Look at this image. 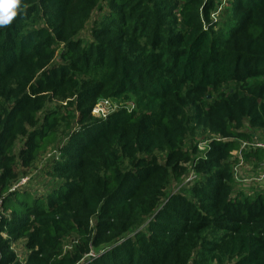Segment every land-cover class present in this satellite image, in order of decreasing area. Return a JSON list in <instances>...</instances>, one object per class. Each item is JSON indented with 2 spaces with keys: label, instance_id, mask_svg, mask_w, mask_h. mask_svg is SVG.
<instances>
[{
  "label": "trees",
  "instance_id": "obj_1",
  "mask_svg": "<svg viewBox=\"0 0 264 264\" xmlns=\"http://www.w3.org/2000/svg\"><path fill=\"white\" fill-rule=\"evenodd\" d=\"M22 4L0 27V264H264V188L233 159L264 140V0ZM52 151L53 187H16Z\"/></svg>",
  "mask_w": 264,
  "mask_h": 264
},
{
  "label": "rangeland",
  "instance_id": "obj_2",
  "mask_svg": "<svg viewBox=\"0 0 264 264\" xmlns=\"http://www.w3.org/2000/svg\"><path fill=\"white\" fill-rule=\"evenodd\" d=\"M119 105L118 101H113V105L111 104L112 107ZM111 113H113L111 110H109ZM110 113V114H111ZM253 138L256 140H263L259 134H254ZM53 152H49L48 154L42 156L36 165L31 167L28 171H26V174L24 175L25 177L23 179L26 180L24 186L30 187L32 190H37L40 194H42L45 189H48L50 187H53L52 184V179L48 174L47 170L45 171L44 167L46 164L49 162L51 159V155ZM249 168H244L243 171H241V179L244 178L247 181H242L239 183L240 187L248 190V189H254L255 187L264 186V183H261L260 185L254 181V178H257L264 174V168L260 166H253L248 164ZM252 169V170H251ZM21 182V181H20ZM15 251L18 254L19 258L23 259L25 257V249L22 244V242L17 243L15 246Z\"/></svg>",
  "mask_w": 264,
  "mask_h": 264
},
{
  "label": "built area",
  "instance_id": "obj_3",
  "mask_svg": "<svg viewBox=\"0 0 264 264\" xmlns=\"http://www.w3.org/2000/svg\"><path fill=\"white\" fill-rule=\"evenodd\" d=\"M111 104L113 105V101H110V100L99 101L93 109V112H92L93 117L99 118V119H106L111 113L109 110L114 112L120 106L126 107L129 111H132L135 108V105L133 103L119 104V105H116L114 107H112ZM256 149L264 150V140H256L255 138H253L252 142H242L241 143V151H236L233 153V159L236 161V165L234 168V174H235L236 184L238 185V188H241L239 186L240 185L239 183H241L242 181H247L244 178L241 179V177H242L241 171H243L245 167L250 169L248 164L245 162V160L242 156V150L251 151V150H256ZM201 150H204V147H202ZM52 152L53 153L51 156L58 159V157H59L58 152L57 151H52ZM253 166H255V165H253ZM258 166H260V165H258ZM261 167L264 168V163L261 164ZM253 180L256 181L259 185L261 183H264V174H262L261 176H259L257 178H254ZM25 182H26V180L22 179L21 182L16 187L23 186L25 184ZM257 187L264 188V186L261 187L258 185H257ZM241 189H243V188H241Z\"/></svg>",
  "mask_w": 264,
  "mask_h": 264
},
{
  "label": "clouds",
  "instance_id": "obj_4",
  "mask_svg": "<svg viewBox=\"0 0 264 264\" xmlns=\"http://www.w3.org/2000/svg\"><path fill=\"white\" fill-rule=\"evenodd\" d=\"M25 8L22 0H0V27L9 26Z\"/></svg>",
  "mask_w": 264,
  "mask_h": 264
}]
</instances>
